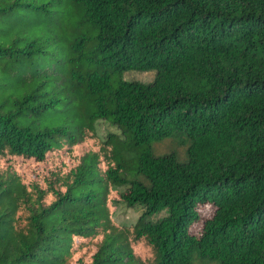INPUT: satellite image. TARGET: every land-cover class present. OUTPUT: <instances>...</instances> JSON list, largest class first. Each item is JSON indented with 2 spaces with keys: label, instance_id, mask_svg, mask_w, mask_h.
Segmentation results:
<instances>
[{
  "label": "trees",
  "instance_id": "1",
  "mask_svg": "<svg viewBox=\"0 0 264 264\" xmlns=\"http://www.w3.org/2000/svg\"><path fill=\"white\" fill-rule=\"evenodd\" d=\"M69 1L93 70L51 40L0 41V264H264V0ZM177 134L183 163L146 149Z\"/></svg>",
  "mask_w": 264,
  "mask_h": 264
},
{
  "label": "rangeland",
  "instance_id": "2",
  "mask_svg": "<svg viewBox=\"0 0 264 264\" xmlns=\"http://www.w3.org/2000/svg\"><path fill=\"white\" fill-rule=\"evenodd\" d=\"M17 0H0V9L9 7ZM21 5L29 4L30 10L22 8L14 9L12 12L4 14L0 18V32L8 33L5 39L0 35V41H10L17 36L36 38L40 37L42 40H51L53 44L58 46L61 59L70 60L74 58L72 63H69L70 69H81L82 73H87L94 69V66L89 63L88 57H91L95 50V33L87 26H77V21L80 19L79 11L75 8L69 0H19ZM36 8V9H35ZM35 9V10H34ZM18 32V33H16ZM86 38V45L83 48L85 59L82 61H75L78 56L69 50V44L72 40L78 37ZM55 39V41L53 39ZM56 46V47H57ZM65 58V59H64ZM156 71H127L117 75V79H122L126 82H136L144 85L153 83ZM115 85V84H113ZM97 134L100 138L105 139L108 135L121 136L119 130L110 125L108 122H102L97 125ZM128 143V139L126 141ZM154 156L174 155L178 162L183 163L187 159V142L184 136L180 134L164 138L160 141L153 142L146 147ZM133 152H124L123 157L130 160L133 157ZM200 218L202 220L210 217L213 213V208L210 206H201L198 208ZM141 214V209L135 207L127 209L119 207L115 220L122 226H133ZM163 215H160L161 217ZM158 217V218H159ZM201 220V221H202ZM200 221V220H199ZM199 224L195 226L196 232L199 229ZM194 228V230H195ZM136 256L141 260L150 258L151 254L146 247L141 243L133 246ZM192 264H217L214 261L202 259L196 254L193 255Z\"/></svg>",
  "mask_w": 264,
  "mask_h": 264
}]
</instances>
